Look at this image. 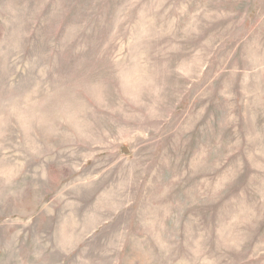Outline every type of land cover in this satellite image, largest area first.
Masks as SVG:
<instances>
[{"label": "rangeland", "instance_id": "1", "mask_svg": "<svg viewBox=\"0 0 264 264\" xmlns=\"http://www.w3.org/2000/svg\"><path fill=\"white\" fill-rule=\"evenodd\" d=\"M0 264H264V0H0Z\"/></svg>", "mask_w": 264, "mask_h": 264}]
</instances>
